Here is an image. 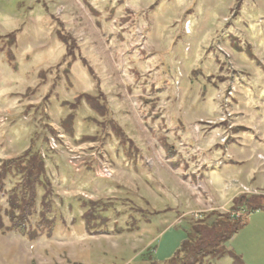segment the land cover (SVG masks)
Segmentation results:
<instances>
[{
	"label": "rangeland",
	"instance_id": "rangeland-1",
	"mask_svg": "<svg viewBox=\"0 0 264 264\" xmlns=\"http://www.w3.org/2000/svg\"><path fill=\"white\" fill-rule=\"evenodd\" d=\"M58 32L75 44L70 68ZM13 35L14 69L0 54V160L35 143L58 225L35 242L0 230V264L163 263L213 213L241 228L206 263L264 264V209L230 213L240 198L264 207V0H0V49ZM101 93L107 118L82 103L67 136L63 104ZM93 116L132 140V159ZM79 200L114 206L107 232L85 231Z\"/></svg>",
	"mask_w": 264,
	"mask_h": 264
},
{
	"label": "trees",
	"instance_id": "trees-1",
	"mask_svg": "<svg viewBox=\"0 0 264 264\" xmlns=\"http://www.w3.org/2000/svg\"><path fill=\"white\" fill-rule=\"evenodd\" d=\"M60 33L58 32L57 36L67 47L65 59L71 58L70 68L76 61L75 44L70 42L72 39L69 36H62ZM11 39H13L11 43L6 44L8 49L1 48L0 54H4L6 62L13 68L15 57L9 47L14 46L15 36H11ZM104 98L102 93L98 96L80 94L75 102H65L63 106L72 110V114L63 119L61 123L65 134L75 138L74 126L77 112L84 105L82 103L89 107L94 116L97 115L102 119L107 118L108 110L104 105ZM94 116L89 121L101 126L104 133L110 127L111 135L117 141V145L127 153L129 159H132L131 156L135 149L132 140L113 122L97 123L98 120L94 119L96 118ZM94 141H97L96 138L85 136L78 144ZM161 143L167 153L171 154L174 151V147L168 145V142ZM49 175L46 160L35 143H32L27 151L17 158L0 160V230L4 235L14 233L29 242L54 236L58 225L57 196L52 188L53 184ZM9 184L11 187L8 189ZM256 201L255 198L252 201L240 198L235 201L230 213L250 215L264 209L262 204ZM77 205L83 211L81 220L87 233L95 235L108 231L110 221L108 214L115 211L112 204L103 201L79 200ZM74 208L71 206L70 210L73 212ZM212 218H215V222L210 226L207 225L206 222ZM234 219L231 214L213 213L206 216L202 222L197 221L188 227L185 231L186 239L182 242L181 247L176 249L172 259L163 263L154 260L150 264H207L206 259L209 257L219 259L224 254L220 251L222 245L228 243L240 231L241 224ZM136 224L135 220L130 221L127 224L129 228L126 232L132 233L137 230L138 225ZM124 231L121 228L116 230L117 233ZM233 264H245V262L234 257Z\"/></svg>",
	"mask_w": 264,
	"mask_h": 264
}]
</instances>
